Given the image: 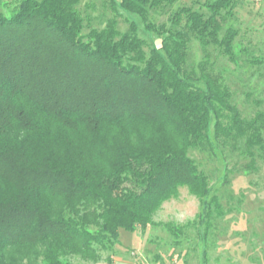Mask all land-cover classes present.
Here are the masks:
<instances>
[{
	"label": "trees",
	"instance_id": "1",
	"mask_svg": "<svg viewBox=\"0 0 264 264\" xmlns=\"http://www.w3.org/2000/svg\"><path fill=\"white\" fill-rule=\"evenodd\" d=\"M238 2L0 0V264L95 263L181 189L205 245L216 185L264 158V111L244 116L215 64H237ZM187 227L166 228L179 254Z\"/></svg>",
	"mask_w": 264,
	"mask_h": 264
},
{
	"label": "rangeland",
	"instance_id": "2",
	"mask_svg": "<svg viewBox=\"0 0 264 264\" xmlns=\"http://www.w3.org/2000/svg\"><path fill=\"white\" fill-rule=\"evenodd\" d=\"M213 1L216 0H179V4L194 11H205V5ZM237 1L236 21L226 24L237 29L234 40L237 64L223 56L215 64L234 92L239 109L244 116H252L264 111V78L252 77L248 64V52L255 50L252 56H264V0ZM120 26L125 27L122 22ZM260 44L261 53L257 50ZM200 55L201 50L194 43L190 59ZM260 66L263 69L264 63ZM258 165L259 171L252 175L237 176L226 186L216 185L222 214L221 217L213 214L205 245L201 243L204 226L198 225L203 218L198 215L201 206L186 189H181L178 198L164 203L155 214L154 227L149 226L144 233L120 230L112 255L106 250L95 263L77 257L69 258V263L106 264V258L112 256L113 264H264V158ZM169 226H188L182 229L180 254L171 245V236L166 231Z\"/></svg>",
	"mask_w": 264,
	"mask_h": 264
}]
</instances>
